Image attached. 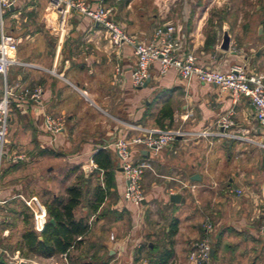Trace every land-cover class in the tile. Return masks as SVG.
<instances>
[{
	"label": "crops",
	"instance_id": "crops-1",
	"mask_svg": "<svg viewBox=\"0 0 264 264\" xmlns=\"http://www.w3.org/2000/svg\"><path fill=\"white\" fill-rule=\"evenodd\" d=\"M136 1L122 0L113 16L131 36L149 43L161 25L142 14L143 8L135 12ZM50 2L19 0L3 17L6 32L19 40L21 63L10 69L8 82L16 90L39 87L43 95L37 103L11 105L6 151L25 159L6 161L0 169V200L7 205H0V255L14 264H70L67 254L47 258L27 248L25 237L34 221L24 199L37 198L33 189L40 188L48 213L77 187L82 198L74 217L89 226L83 243L70 253L77 261L153 264V257L171 250L168 264H193L189 253L205 237L210 221L215 251L210 264H264L259 234L264 130L250 100L236 102L215 85L184 81L175 69L162 75L159 63L152 65L148 83L136 88L134 48L115 46L101 26L77 12L63 17ZM173 25L184 52L196 55L200 65L226 72L246 64L249 73L264 74V40L253 33L242 45L233 38L230 52H224L217 36L209 46L203 33L180 22ZM4 83L0 75V100ZM167 109L173 116L172 122L163 121L169 129L216 133L219 120L230 112L233 125L224 137L180 138L157 153L143 146L133 149L132 160L150 169L143 179L144 202L128 203L114 145L120 138L144 135L139 129H165L158 118ZM46 115L64 120L59 135L45 129ZM100 154L103 162L110 159L106 170L94 162ZM92 162L96 168L91 169ZM175 194L182 196L180 203L171 202Z\"/></svg>",
	"mask_w": 264,
	"mask_h": 264
},
{
	"label": "built area",
	"instance_id": "built-area-1",
	"mask_svg": "<svg viewBox=\"0 0 264 264\" xmlns=\"http://www.w3.org/2000/svg\"><path fill=\"white\" fill-rule=\"evenodd\" d=\"M122 0H51V8L63 17L77 12L85 18L101 26L115 46L130 45L135 50L137 65L132 73V84L136 88L144 87L151 77V67L159 63L160 73L169 70L178 71L184 81L197 80L202 84L215 85L223 92H229L237 102L241 97L250 100L256 113L258 123L264 130V74L249 73L246 64H236L229 71H219L206 68L198 63L193 53H185L182 41L173 24H167L155 29L149 43L138 41L114 18V10ZM19 2V0H0V75L5 79L3 97L0 100V169L4 162L18 163L25 159L24 155H10L6 151V137L8 133V119L13 101L39 102L43 95L41 88L12 87L8 82V74L13 66L21 65L17 58L19 40L6 32L3 21L4 15ZM233 113L221 117L218 126L221 131L188 132L180 129H139L144 135L133 139L120 138L114 145L119 166L126 180L125 201L134 205H141L145 200L143 189L144 174L150 165L146 162L135 163L132 160V150L136 147H146L151 152H160L171 146L178 139H200L209 136H228L225 131L232 125ZM45 129L52 135H59L65 128V122L60 117L46 115ZM136 128V127H135ZM97 166L92 162L91 169ZM26 206L33 212L34 230L41 234L49 222V215L38 200L33 197L24 199ZM4 204L0 200V205ZM205 237L194 243L189 260L193 264H210L212 261L213 244L211 233L213 224L207 221L204 225ZM259 234L264 238V206L261 209V224Z\"/></svg>",
	"mask_w": 264,
	"mask_h": 264
},
{
	"label": "rangeland",
	"instance_id": "rangeland-1",
	"mask_svg": "<svg viewBox=\"0 0 264 264\" xmlns=\"http://www.w3.org/2000/svg\"><path fill=\"white\" fill-rule=\"evenodd\" d=\"M140 8L144 9L142 14L158 19L159 26L180 22L191 31L197 30V34L203 33L207 40L217 36L219 44L226 29L238 45L248 40V33H253L255 39L264 40V0H137L133 9L139 14ZM4 159L3 164L6 163ZM33 190L44 203L40 188Z\"/></svg>",
	"mask_w": 264,
	"mask_h": 264
},
{
	"label": "trees",
	"instance_id": "trees-1",
	"mask_svg": "<svg viewBox=\"0 0 264 264\" xmlns=\"http://www.w3.org/2000/svg\"><path fill=\"white\" fill-rule=\"evenodd\" d=\"M216 43V38L208 40L209 46ZM173 120L172 111L170 109L164 110L158 118V123L162 128H165L164 120ZM102 155H97L94 158V162L100 169H108L110 167L109 157L104 158L102 161ZM82 198V191L77 188H71L69 190V197L67 202L62 203L61 207H48L49 222L42 232L43 240H39L38 234L33 230L30 231L26 237V246L34 254L39 256L51 258L56 255H68L70 264H90L89 262L77 261V258L70 256L73 249H76L78 245L83 243V238L89 231V226L84 221H76L74 217V210L80 205ZM54 220V223H51ZM175 233L172 232V235ZM81 237L82 240L78 241L77 238ZM173 255V251L165 250L154 258L153 264H168ZM0 264H14L9 263L4 255H0Z\"/></svg>",
	"mask_w": 264,
	"mask_h": 264
},
{
	"label": "water",
	"instance_id": "water-1",
	"mask_svg": "<svg viewBox=\"0 0 264 264\" xmlns=\"http://www.w3.org/2000/svg\"><path fill=\"white\" fill-rule=\"evenodd\" d=\"M12 8H13V7H12ZM12 8H11V9H12ZM260 32H262V31L260 30ZM231 41H232V38H231V36L229 35L228 30L226 29V30L224 31L223 41H222V43H221L220 49H221L222 51H224V52H230V49H231ZM121 170H122V169H121ZM170 200H171V202H173V203H180L181 200H182V196H181L180 194L171 195ZM51 223H54V220H51ZM214 255H215V251H214V249H213V251H212V257H214ZM20 264H27V263H24V262H23V263H20Z\"/></svg>",
	"mask_w": 264,
	"mask_h": 264
}]
</instances>
